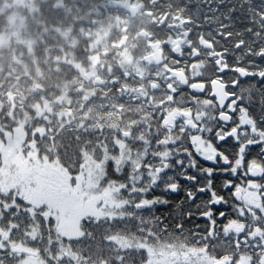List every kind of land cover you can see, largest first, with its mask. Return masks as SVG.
<instances>
[{"label":"snow or ice","instance_id":"obj_1","mask_svg":"<svg viewBox=\"0 0 264 264\" xmlns=\"http://www.w3.org/2000/svg\"><path fill=\"white\" fill-rule=\"evenodd\" d=\"M64 6L133 66L55 119L0 93V264H264V0Z\"/></svg>","mask_w":264,"mask_h":264},{"label":"flooded vegetation","instance_id":"obj_2","mask_svg":"<svg viewBox=\"0 0 264 264\" xmlns=\"http://www.w3.org/2000/svg\"><path fill=\"white\" fill-rule=\"evenodd\" d=\"M32 1L33 12L30 14L36 22L26 23L29 28L28 42L27 44L23 41L18 42L19 37L15 33L17 43L13 42L8 46L0 47V59L10 58L13 65L11 69L7 65H2L0 77L6 75L12 78L25 74L46 82V87L43 86L42 89L39 85L32 86L30 89L33 96L46 93L47 102L43 99L42 107L37 103L32 107L35 108L37 117H43L49 112L52 113L53 119L60 115H67L69 103L72 104L75 114L78 106L85 103L84 99H78L81 97L78 89L83 88L85 96H92L90 89L96 86L98 76L107 75L105 66L107 65L111 70H115L119 64L125 67L133 66L132 55L125 49L118 57L105 58L104 53L116 51L110 46V41L117 36L114 31L115 25L106 28L102 34L98 37L93 36V39L89 41L88 33L81 30L80 25L76 23L78 14L70 7H61L64 0ZM138 19L141 18L138 17ZM11 27L17 28L18 23L12 21ZM23 28L20 27V30ZM37 39L43 40L38 41ZM121 43H126V41H121ZM85 48L88 52L87 58L81 51ZM13 58L19 64L15 63ZM24 105L23 102L15 106L18 109L27 108ZM33 119L34 117L25 114L24 122L31 125Z\"/></svg>","mask_w":264,"mask_h":264},{"label":"trees","instance_id":"obj_3","mask_svg":"<svg viewBox=\"0 0 264 264\" xmlns=\"http://www.w3.org/2000/svg\"><path fill=\"white\" fill-rule=\"evenodd\" d=\"M13 2L15 1L0 0V33L5 34V32H7V30L11 28V22L8 21V18L6 16L8 15V9L9 7H11ZM43 8L46 9L45 6H43ZM37 40L42 41L43 39H37ZM1 60H2V63H0L1 65L13 66L10 61V58L7 59L1 58ZM1 81L2 82H0V93L10 92L12 93V96L15 97V101H14V99L13 100L9 99L7 95L2 96V99L5 101L3 105L4 107H7L9 103L15 102V105H17L19 103L24 102L25 103L24 106H26L27 108H32L33 106H35L36 103L41 105L43 97L46 96V93L37 94L34 96L31 93L30 89H32V86L39 85L40 89H42L43 86L46 87V82L40 81L35 77L26 76L25 74H19L11 78L5 75L4 77H2Z\"/></svg>","mask_w":264,"mask_h":264},{"label":"rangeland","instance_id":"obj_4","mask_svg":"<svg viewBox=\"0 0 264 264\" xmlns=\"http://www.w3.org/2000/svg\"><path fill=\"white\" fill-rule=\"evenodd\" d=\"M15 1L12 3L11 7H9L8 9V15L6 16L8 18V21L12 22L14 21L15 23H18V27L14 28L11 27L10 29L7 30V32H5V34L0 33V47H2L3 45L8 46L9 44H12L13 42L17 43L16 40L17 38L14 37L15 33L18 35V42H25L27 44L28 42V31L29 28L27 26L26 23L28 24H32L33 22H36L35 19L32 18V15L30 14V12H33V1L32 0H12ZM20 27H24L23 30H20ZM34 27V25H33ZM31 31H34L33 29H31ZM2 57V56H1ZM15 63L19 62L13 58ZM34 59V58H32ZM35 60V59H34ZM35 62V61H34ZM0 63H2V60L0 59ZM36 63V62H35ZM11 69V65L7 66ZM2 65L0 64V74ZM41 74V73H40ZM2 77H0V82ZM9 99L15 101V97L8 96ZM24 101V99H23ZM55 114V113H53ZM40 117V116H39Z\"/></svg>","mask_w":264,"mask_h":264}]
</instances>
